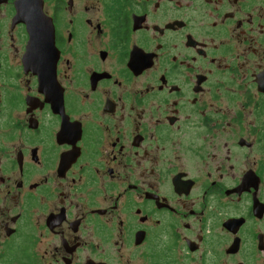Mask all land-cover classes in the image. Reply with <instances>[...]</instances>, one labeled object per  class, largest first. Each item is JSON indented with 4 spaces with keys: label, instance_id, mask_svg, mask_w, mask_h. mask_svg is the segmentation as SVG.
<instances>
[{
    "label": "flooded vegetation",
    "instance_id": "1",
    "mask_svg": "<svg viewBox=\"0 0 264 264\" xmlns=\"http://www.w3.org/2000/svg\"><path fill=\"white\" fill-rule=\"evenodd\" d=\"M17 1L0 264H264V0Z\"/></svg>",
    "mask_w": 264,
    "mask_h": 264
},
{
    "label": "water",
    "instance_id": "2",
    "mask_svg": "<svg viewBox=\"0 0 264 264\" xmlns=\"http://www.w3.org/2000/svg\"><path fill=\"white\" fill-rule=\"evenodd\" d=\"M34 6V0H18L16 4L17 10V21H23L26 23L28 33H29V41L27 45L28 51L36 50L40 41L42 43H46L50 41L51 34L47 29V25L45 23H36L38 18H43L40 10H34L32 7ZM41 34L44 36L41 37Z\"/></svg>",
    "mask_w": 264,
    "mask_h": 264
}]
</instances>
